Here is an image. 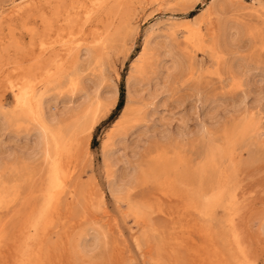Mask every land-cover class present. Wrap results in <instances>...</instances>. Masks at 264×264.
Listing matches in <instances>:
<instances>
[{"label": "rangeland", "instance_id": "obj_1", "mask_svg": "<svg viewBox=\"0 0 264 264\" xmlns=\"http://www.w3.org/2000/svg\"><path fill=\"white\" fill-rule=\"evenodd\" d=\"M19 1L0 0V264H264V0Z\"/></svg>", "mask_w": 264, "mask_h": 264}, {"label": "bare ground", "instance_id": "obj_2", "mask_svg": "<svg viewBox=\"0 0 264 264\" xmlns=\"http://www.w3.org/2000/svg\"><path fill=\"white\" fill-rule=\"evenodd\" d=\"M37 0H24V1H19V2H21L22 3V5H19V6H21V8L22 7H25L26 8V6H28V7H30L29 5L31 4V3H33V2H36ZM160 1V0H159ZM51 4V3H50ZM27 7V8H28ZM34 7V6H33ZM32 7V8H33ZM35 7H36V5H35ZM17 8H19V7H17ZM23 9V11H24V8H22ZM16 11H21V9H15ZM14 10V11H15ZM26 11V10H25ZM28 12V11H27ZM201 15V14H200ZM12 16V15H11ZM12 18V17H11ZM11 20V19H10ZM147 48H148V46H145L144 48H143V52H142V54H141V58H140V62H144L145 61V57H146V50H147ZM77 49H79V47L77 48ZM85 49V48H84ZM83 50V49H82ZM81 50V51H82ZM80 51V50H79ZM81 51L79 52V54L81 53ZM212 51V50H211ZM85 52V51H84ZM168 56H170L171 57V59H172V61H171V63L167 66V74H169V73H171L172 72V74H173V72H177V73H179L180 75H183V74H185L187 71H188V66H187V63H186V61H184L183 59H180V58H173L172 57V55L169 53L168 54ZM79 57V56H78ZM75 60V59H74ZM77 63V62H76ZM75 63V64H76ZM77 65V64H76ZM75 66V65H74ZM171 75V74H170ZM188 75V74H187ZM167 78V77H166ZM32 83V82H31ZM37 86V85H36ZM48 86V85H47ZM33 88L34 87H32L31 89L32 90H27V92L25 93L26 95L28 94V96H27V100H28V103L30 104V106L32 105V103L34 102V100H35V91L33 90ZM99 91V90H98ZM97 92V91H96ZM132 92H133V78L132 79H129V81H128V93H129V99H128V101H127V104H126V106H125V108L123 109V111H125L126 109H128V108H130L132 105H133V99H132ZM33 93V94H32ZM99 94V93H98ZM30 95H32L31 97H29ZM111 99H112V105H114L115 103H116V96L115 95H113L112 97H110ZM46 99V98H45ZM41 104V103H40ZM43 104V103H42ZM93 104V103H92ZM29 107V106H28ZM35 107V106H34ZM111 107V106H110ZM31 108V107H30ZM123 114H124V112H123ZM123 116V115H122ZM121 116V117H122ZM96 117V116H95ZM120 117V118H121ZM97 118V117H96ZM31 119V118H30ZM94 124H95V121H94ZM94 124H93V126L92 127H90L91 129L90 130H92L93 128H94ZM96 126V125H95ZM201 127H202V130H204L205 129V124L203 123L202 125H201ZM45 132H46V130H44ZM92 132V131H91ZM47 137H46V141H47ZM47 144H49V142L47 141ZM46 146H48V145H46ZM48 149V148H47ZM44 150V149H43ZM48 153V152H47ZM59 153V152H58ZM49 156V155H48ZM211 159V158H210ZM217 160V159H216ZM215 160V161H216ZM210 166V165H209ZM211 167V166H210ZM209 167V168H210ZM207 170V169H206ZM121 180H123V179H121ZM121 182V181H120ZM122 183V182H121ZM124 183V182H123ZM122 183V184H123ZM59 185V181H58V178H56V185ZM116 187V183L115 184H112V188L114 189ZM123 187H124V185H123ZM118 188V187H117ZM239 251V250H238Z\"/></svg>", "mask_w": 264, "mask_h": 264}, {"label": "trees", "instance_id": "obj_3", "mask_svg": "<svg viewBox=\"0 0 264 264\" xmlns=\"http://www.w3.org/2000/svg\"><path fill=\"white\" fill-rule=\"evenodd\" d=\"M122 106H123V94H122V90H121V93H120V96H119V101H118L117 106H116V108H115V110H114V114H112V115L110 116V119H112V118L114 117V115H115L117 112H119V110L122 108Z\"/></svg>", "mask_w": 264, "mask_h": 264}]
</instances>
